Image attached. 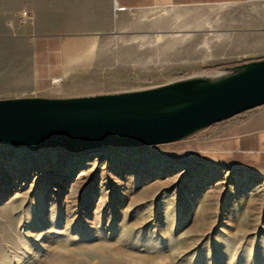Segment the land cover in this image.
Wrapping results in <instances>:
<instances>
[{"label": "rangeland", "instance_id": "rangeland-1", "mask_svg": "<svg viewBox=\"0 0 264 264\" xmlns=\"http://www.w3.org/2000/svg\"><path fill=\"white\" fill-rule=\"evenodd\" d=\"M151 57L146 67L106 64L47 93L0 99L198 87L236 66L181 68ZM222 123L171 143L76 154L0 144V264H264V170L197 157V142Z\"/></svg>", "mask_w": 264, "mask_h": 264}, {"label": "crops", "instance_id": "crops-1", "mask_svg": "<svg viewBox=\"0 0 264 264\" xmlns=\"http://www.w3.org/2000/svg\"><path fill=\"white\" fill-rule=\"evenodd\" d=\"M149 55L203 69L264 55V0H0V96L47 93L111 63L146 67ZM195 150L205 162L264 170V105Z\"/></svg>", "mask_w": 264, "mask_h": 264}, {"label": "water", "instance_id": "water-1", "mask_svg": "<svg viewBox=\"0 0 264 264\" xmlns=\"http://www.w3.org/2000/svg\"><path fill=\"white\" fill-rule=\"evenodd\" d=\"M226 70L198 87L189 81L100 97L0 99V144L76 154L175 142L264 105V59Z\"/></svg>", "mask_w": 264, "mask_h": 264}, {"label": "trees", "instance_id": "trees-1", "mask_svg": "<svg viewBox=\"0 0 264 264\" xmlns=\"http://www.w3.org/2000/svg\"><path fill=\"white\" fill-rule=\"evenodd\" d=\"M261 59H264V56L263 57H256V58H249V59H246V60H242V61H235V62H231V63H226V64H217L214 65V66H210V67H207V69H213V68H220V67H225V66H231V65H237V64H240V63H244V62H249V61H255V60H261ZM226 121V120H224ZM224 121H220L219 123H222ZM218 122L217 123H214L212 124L211 126H214L216 124H219Z\"/></svg>", "mask_w": 264, "mask_h": 264}, {"label": "built area", "instance_id": "built-area-1", "mask_svg": "<svg viewBox=\"0 0 264 264\" xmlns=\"http://www.w3.org/2000/svg\"><path fill=\"white\" fill-rule=\"evenodd\" d=\"M21 13H22L23 19H26V18H30L31 17V14L29 12L23 11Z\"/></svg>", "mask_w": 264, "mask_h": 264}]
</instances>
